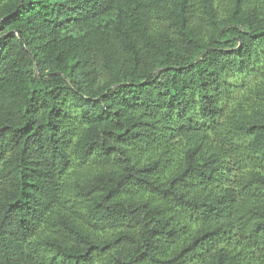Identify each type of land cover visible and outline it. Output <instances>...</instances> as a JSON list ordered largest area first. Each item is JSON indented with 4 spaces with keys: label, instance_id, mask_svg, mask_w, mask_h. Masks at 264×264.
I'll return each mask as SVG.
<instances>
[{
    "label": "trees",
    "instance_id": "trees-1",
    "mask_svg": "<svg viewBox=\"0 0 264 264\" xmlns=\"http://www.w3.org/2000/svg\"><path fill=\"white\" fill-rule=\"evenodd\" d=\"M0 264H264V0H0Z\"/></svg>",
    "mask_w": 264,
    "mask_h": 264
}]
</instances>
